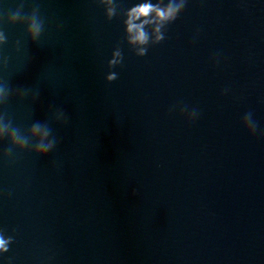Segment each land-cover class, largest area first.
<instances>
[{"label":"water","instance_id":"water-1","mask_svg":"<svg viewBox=\"0 0 264 264\" xmlns=\"http://www.w3.org/2000/svg\"><path fill=\"white\" fill-rule=\"evenodd\" d=\"M115 2L107 20L96 0H25L46 20L37 44L2 25L0 76L40 91L10 101L14 123L27 129L50 106L69 123L53 125L48 156L0 161V229L15 238L0 264H264V138L241 124L251 111L264 129V0H187L143 57L122 15L143 0ZM18 3L0 0V13ZM178 104L199 118L169 113Z\"/></svg>","mask_w":264,"mask_h":264},{"label":"clouds","instance_id":"clouds-1","mask_svg":"<svg viewBox=\"0 0 264 264\" xmlns=\"http://www.w3.org/2000/svg\"><path fill=\"white\" fill-rule=\"evenodd\" d=\"M96 2L103 6L107 20H112L118 15L119 5L115 0H96ZM186 6L187 0H167L166 3L165 0H156L155 3L152 0H143V2L135 4L122 12L125 17L123 20L124 41L136 56H145L150 45L159 44L165 40L166 27L181 15ZM3 24L24 26V34L32 44L40 42L46 31V20L41 14L39 4L33 3L30 10L25 11V0H19L14 10L8 13H0V48L8 43V37L2 27ZM61 28H63V24L57 25V30ZM13 48L16 53H20L22 42L20 40L14 41ZM211 60L218 65L220 53L214 54ZM9 62L10 57L0 52V73L7 72ZM122 62L123 54L118 44L108 60V68L114 69L122 65ZM105 79L107 82H113L118 79V74L115 71H109ZM229 91L230 89L226 88L221 95H226ZM39 96V88H14L8 79L0 76V142L7 141V146L0 150V161L14 165L20 155L25 152L43 158L58 147L60 140L54 134L53 125H67L69 123L63 108L50 106L48 119L36 120L27 129L16 125L7 111V105L13 98L19 101L30 100L34 104ZM177 108L179 114L185 116L189 123H194L199 118V110L195 107L189 109L187 104L174 105L169 109V113ZM241 124L250 136H256L259 133L264 138V129H260V125L253 118L251 111L244 114ZM11 195L12 192L9 190L8 196ZM14 239L13 235H6L4 230L0 229V255L9 251ZM8 264H11V258H8Z\"/></svg>","mask_w":264,"mask_h":264}]
</instances>
